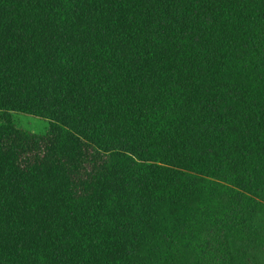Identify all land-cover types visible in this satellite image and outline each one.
<instances>
[{
  "label": "trees",
  "instance_id": "obj_1",
  "mask_svg": "<svg viewBox=\"0 0 264 264\" xmlns=\"http://www.w3.org/2000/svg\"><path fill=\"white\" fill-rule=\"evenodd\" d=\"M0 264H264V0H0Z\"/></svg>",
  "mask_w": 264,
  "mask_h": 264
},
{
  "label": "rangeland",
  "instance_id": "obj_2",
  "mask_svg": "<svg viewBox=\"0 0 264 264\" xmlns=\"http://www.w3.org/2000/svg\"><path fill=\"white\" fill-rule=\"evenodd\" d=\"M14 120L19 128L36 134L44 135L49 131V122L45 119L23 114H14Z\"/></svg>",
  "mask_w": 264,
  "mask_h": 264
}]
</instances>
